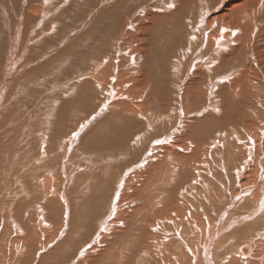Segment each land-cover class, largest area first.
I'll return each mask as SVG.
<instances>
[{
	"label": "rangeland",
	"instance_id": "374dc122",
	"mask_svg": "<svg viewBox=\"0 0 264 264\" xmlns=\"http://www.w3.org/2000/svg\"><path fill=\"white\" fill-rule=\"evenodd\" d=\"M22 1L23 0H8L7 3L6 1L3 2L2 0H0V3L2 2V7L0 6V9H2L4 13L2 14L0 11V98H2L0 99V147H2L0 148V237L1 235H4L3 239L0 241V264H5L6 262H8V253L7 251H5V248L9 250V238H19L21 236L19 232V236L17 235L16 237L15 229L11 230L13 229V227H15V225L12 223V225L10 226L8 218L10 216L13 217L14 219H16L17 223L19 222V220H17L19 218H23V220H25L26 215H21L24 210L26 214H29L27 216V219L31 218L32 222H35L36 218L40 216V213H43L44 215H42L47 218V220L48 216L51 215V221H59V223L62 224L64 231L65 223H68V221L72 217V215H68L70 214L69 212H71L70 209H72L73 211L75 209L73 214V216H75L73 217L74 225H76L75 222H77V227H80V230L77 233L76 228L74 229V234L79 235L74 238L76 241L83 242L87 241V239H90L95 232L99 215L101 217V214L105 212V208L109 209V207L112 205L110 204L109 200L116 195V191H121L122 188V191H124V187L126 190V199H123V201L125 200V202H129L132 204V207H135L138 205L137 202L150 198V204L148 206L150 207L151 205V208H148L149 210L152 209L155 203V194L158 192L157 190L160 188V184H164L165 179L168 177V174L164 172L167 169V164L165 162L158 161L157 164L160 165L155 167V170L152 165H149L156 164V159L150 160V158L152 157L151 155H153V158L157 155V151L153 152V150H159L158 147L162 144L156 143V141L159 140L163 142V140L165 141L167 138L170 139L178 135L181 136L184 133L183 131L186 130L185 126L187 124V143L185 146H183L184 155L181 159V161H184V167L183 169H181L177 165V163L174 162V164H172L168 168L170 172L178 174V177L172 176L171 178H169L171 181H168L169 183H171L177 179V181L173 182L170 186V191L173 192L171 195L175 199V202L172 201L170 204L180 206V210L186 209L185 211H187L188 218L189 215L191 216V218H189V220L191 221V225L194 224L196 218H199L201 216L199 222H208V224L210 225L209 231H212V229L216 227L215 225L219 227L216 231L217 235L219 234L220 227L222 230H226L225 232L219 234V238H215V247L213 245L210 249V252L208 253L209 257L211 255L209 259L213 260V263L214 261H216L217 263L221 264L223 262H221L220 259L224 258L223 264H231V262H233L234 264H244L243 262H240L238 254L241 258H248L251 257L255 251V253L257 252L256 255H261L259 256L261 258L263 256V259H259L258 257V261L257 259L252 257L253 259H248L249 261L247 263L250 262L249 264H255L256 262L258 264H261L264 261V246L262 245L264 243V225L262 224L261 220L260 222L258 221L261 216L257 218L258 222L255 223L254 221L256 220L252 222V220L249 219V216L251 215V212L253 210V207L251 206L252 204H247L239 208L235 207V205L233 204L231 207H229V201L231 200L233 195H237V206L239 204L242 205L243 200H240V195H242L243 190L247 189L250 186H254V184L251 183L250 179H247L243 181L239 187L236 179V184L234 186H227L228 184H230V179H228V174L226 173V169L224 167L226 163L224 162V160L226 161L229 158V154H231L230 149L227 146V144L229 143L228 141H236V143L239 144V153L240 155H242L245 152V143L248 144V147L253 143V139L251 137L253 135H251L250 132L254 130L255 135L261 133L259 136L260 143L262 145V148H264V130L257 131L258 128L256 127L258 125V122H254V118H256L264 125V65H262V63H258V61L261 60L260 56L256 58L252 57L254 53H259L260 55L264 54V41L260 42L262 46L259 45V47L256 46L255 40L250 41L249 54L251 56V62L249 57V59L246 58V55H248V53H244V49L239 46V51L233 54V59L226 58V63L224 64L221 60H219V64L218 60H213L214 62H211L217 69L216 73L218 72L219 74L216 75V78L213 76H210L211 78H208V75L206 76V74L204 75L200 71L199 74L201 75H194L193 79L192 77H188V74L183 69V65L185 66L184 63L187 58L189 65V61H191L190 59H193L194 56L200 57V53H197V45H193L191 47L188 46V42H194V40L190 39L192 35L189 32L190 30L195 31L198 29L200 24L196 20H198V18L201 19L202 14L204 18L206 16V20H209L211 17H213L212 15L215 12H219L221 9V0H212V2L211 0H188V13L186 12V8H183L182 11L175 16V19H173V21L161 20L160 22H158L157 27H154L153 32H148V30H146L147 32H143L145 38H143L144 40L142 39L140 41H136L137 39H135V37L133 36L134 38L132 37L130 40L134 41L135 43L129 41L131 43L127 44L126 46H124L123 44L124 37L127 35L124 34L126 30L125 22L127 24L129 22L130 24L132 21L131 24L135 26L137 24V20L135 21L136 18H141L142 15L147 11H152V5L154 4L155 0H116L110 3H107V1H105V3L103 0H100V2H103L97 6V2L94 1V3H92V11H90V9H84L79 13L77 11V4L79 3L77 2L76 4L75 0H72L73 2L70 1L69 5L67 4V7L63 5L62 7V3H57L55 0H53L51 1L53 2V7L52 5L51 7L49 6V2L48 4H45L46 6H42V12L40 13V15H42L44 19H47L45 20L47 21V24H43V26L40 25L41 27H39L42 29L41 31H52V34H56V36L52 38L48 37V40L45 39L43 46H39L36 51L33 50L34 47L32 46L33 48L30 49L25 55L26 57H18L17 61L11 66L8 63L10 59L8 60L7 57L10 52V47L14 45L15 42H18V38H16L17 36L15 35H17L20 31L26 34L27 30H25V22L23 21H26V18L29 20L30 24L32 23V25L37 22V18L35 16L33 17V15H31V13H29L30 11L28 10H32V8L36 4V6H38L41 0H29V2L25 3L26 5L24 4V1ZM180 2L181 0H175V3H173V6L175 7H173L170 11L174 10L180 4ZM7 4H9L10 6ZM73 7L76 8L74 9ZM62 10H66V12H61V18H59V13ZM204 10L207 12L210 10L212 14H207ZM105 11H108V13L102 15ZM66 13L70 15H67ZM162 14L168 13L162 11ZM3 15H5L6 18ZM29 15L31 16V18L28 17ZM11 16H13L15 20H13ZM21 16L23 22L21 21ZM32 18L34 19V22ZM48 18H50V21H48ZM195 21L197 23L194 25ZM20 22H22L24 25H22V23L20 24ZM63 22H66V24L69 26H65L66 28H63ZM166 22L167 25L164 26V31H169L174 37L173 40H169L164 32H161V24ZM169 22L171 23L168 25ZM19 26H21L22 28ZM262 26L263 25H261V27ZM127 32L130 33V31ZM147 34H149L150 36ZM71 36L74 37L70 38ZM139 36L140 35H138V38ZM187 36L188 40H186ZM27 37L28 41L26 39ZM27 37L25 39L24 37H22V46H24L25 49L27 46L32 45V43L30 44V39L36 38L30 37L28 35ZM14 38L16 39V41L14 40ZM76 38H78V40L75 43ZM197 39L199 40V38ZM55 40L57 42L61 41V48H57L58 44H56ZM173 41H175V43ZM183 41L184 43H182ZM138 42H142L143 44H139ZM72 43L75 44L73 45ZM34 44L36 45L38 43L33 42V45ZM137 47H139L137 50H140L141 52L144 51V53H142V59L148 62L143 60L144 65L139 66V69L135 68L136 73L133 74L134 71L126 61L127 57H131L133 55V49ZM52 48H54V50ZM181 48H184V50H178ZM56 49H58L59 51ZM66 50L67 52H65ZM47 52L48 55L43 58L42 55H44V53L46 54ZM202 52L204 51L202 50ZM182 55L184 57H182ZM240 56L245 58L244 62L248 60L249 63L241 62ZM222 57H225V55H222ZM50 59L56 60L58 62V65L56 62H53L52 69L47 68L45 71H39V66H43L44 63H46ZM101 61L103 64L101 68H98L96 73V71H94L95 67H92V63H98ZM106 61H108V63H106ZM35 62L37 64H35ZM254 62H257L256 65ZM145 63L148 64V66ZM204 63L206 64V66H202L201 68L204 72H206L211 69V67L206 68L208 64L205 61ZM107 64L109 65L108 70L102 69L106 67ZM243 65H246V68L244 69L245 73L244 75H240L239 78H237L241 81V83H239L240 86L236 83L233 84V82L232 84L220 82V80L224 79L229 80L228 82H231L232 79L234 80L233 76L232 78L228 75V72L230 74V68L232 69L236 67V70H238V68L242 69ZM248 65L250 67H247ZM194 66L193 68L195 69ZM1 67L5 68V71L1 70ZM127 68L131 69L128 71H131L130 74H133V78L131 77L129 79L128 76L123 75L125 69ZM146 68L147 70H145ZM119 70H121L122 73L119 72ZM176 70H179V72ZM20 75L22 77H20ZM26 75L29 77H27ZM227 75L229 76V78H227ZM25 76L26 78H24ZM35 76H37V78ZM116 77H120L119 80L123 81L121 91L124 90V87L131 88V97L129 96V99L133 98V100L131 101H137L138 103L143 102L145 104L149 102L146 105L147 111L144 112L146 116L148 115V120H141L143 119L141 118L137 119L136 122H132V128L130 129L131 131L129 129L128 131H126L125 129L127 128H125L122 123V125H120V123L118 124L117 122V125L115 126L119 127L120 129L119 131H117V133L111 134L112 132L110 128L112 124L108 125L107 123L115 120L114 118L112 119V117L107 118V116H103L109 110L108 108L111 107H109L110 103L111 105H113L116 101H119V99L121 100V96L118 97L120 93L116 94L115 91H111L112 85L115 84L114 79H116ZM92 78H97L102 82L104 81V79H106L107 85H100L99 88L96 84L92 83ZM140 78L141 80L144 79V81H141ZM182 78L184 80L186 78L187 81H185V84L188 83L189 79V81L192 82V84H190L191 87L197 85L195 91L196 93L194 92V96H191V94H193L191 93L193 89L191 91L189 85L184 89L185 84ZM169 80L171 81V83ZM136 81L139 82L137 83ZM87 82L90 85V88H85V90L81 92L82 85ZM14 83H16V85ZM131 84L132 86H134V88L130 87ZM182 84L184 85L181 86L180 89H178ZM211 85L214 87L213 89ZM217 85L222 86L218 87ZM243 85L245 86L242 91L243 93L239 90L240 93L238 94L237 98H235L232 94H228L231 92L228 90H232V86L242 87ZM135 86H137V88H135ZM210 87L212 90H214L211 92L212 97H215L214 99L217 100V108H221L218 114H214V112L211 111L212 109L207 107L211 103L214 104V99L212 98L211 100V98L208 97V91L211 90ZM15 89H17L18 91ZM132 89L135 91H132ZM187 90L189 91V93ZM131 91L133 92V94ZM143 91L146 93H144ZM225 91L227 93L224 97L228 99L230 97L235 101L232 102L234 103V106L233 108L230 107V113H228L229 108H227L225 98L223 96L221 97V94L224 95L222 92ZM111 95H113V97ZM191 97H194V99L192 100ZM3 98H6V100L4 101ZM9 98L11 100L8 104L7 102L9 101ZM238 99L241 100L238 101ZM122 101L127 102L126 100ZM178 103L180 104L177 105ZM185 103L188 105V112L184 111L182 113L183 115L181 114L184 121L181 117V121L178 122V111L182 110L181 108L183 107V105H185ZM209 106L211 107L213 105ZM102 111L103 113L102 115H100ZM148 111L150 113H148ZM2 113L4 114L2 115ZM204 117L207 118L204 119ZM242 117L244 118L242 119ZM81 121L83 123H81ZM82 124L86 125V127ZM25 127H27V129ZM103 127H105L104 131L99 132V128ZM123 127L125 129H122ZM231 128L236 130L239 134H235V131H233ZM77 130L79 131L77 132ZM122 130H124L125 132ZM194 131L196 132V134L194 133ZM17 132L18 134H16ZM232 132L234 134H232ZM169 134L172 136H170ZM239 135H242L244 137ZM38 139L39 141H37ZM121 139H126V141H123ZM246 139L248 141H246ZM5 140L10 141L6 146L4 145ZM242 140H245V142H243ZM110 142H113L111 144L114 145L110 146ZM101 143L106 144L100 146ZM42 144H44V147L46 146L43 149L41 148ZM53 144L55 145V147ZM179 144L183 145V141H180ZM248 147L246 149L247 151ZM58 149H60L61 151ZM41 151L45 153V157L41 156ZM21 152L22 154H20ZM64 152L67 153L65 154ZM148 152L149 154H147ZM189 154H191L192 157L189 158ZM263 155L264 153L262 151L258 153V156L263 159L262 161L264 162ZM123 158H125V160L122 161ZM142 160L145 161V165ZM195 160H198L199 163H202V166L198 167L197 165H195ZM232 164L233 163L230 161L227 169H231ZM192 167L193 169L195 167H198V169H202V173L194 172ZM157 172H159L160 174L164 172V174L157 178ZM126 174L127 177L125 179V183H123L122 178ZM148 174L152 176L149 177ZM50 175L51 177L53 176L51 178V181H54V185H52L50 191L45 193L43 198V193L41 194L36 181ZM262 179L264 180V175ZM60 184L63 187H61ZM128 185H130V187H127ZM134 189H137L136 193H132ZM236 189H240L242 190V192L236 194L233 193ZM72 197H76V201H74ZM129 197L132 200H130ZM211 197L213 198L210 199ZM52 198H56L57 203L53 206H49L48 201ZM176 199L178 200V202L176 201ZM133 200L134 202H131ZM218 200L222 201V205H219ZM4 201H6V203ZM11 202H13L14 205H16L15 202L24 203L22 207L18 209V211L15 210V216L14 213L10 214V210L8 208V205ZM253 202L256 203L255 200ZM106 204L108 207L106 206ZM34 207L36 208V210H41L39 214L37 212L38 210L36 211L35 209H33ZM64 207L67 208L68 214L66 210H64ZM161 207L162 206L158 207L159 210H161ZM164 207L165 205L163 206V208ZM227 208L228 210L223 216V219L219 223H217L218 218ZM121 209L119 208L118 211H121ZM77 210H79L80 214ZM158 214L159 212H153L152 215L148 214L150 221L154 217L157 218V216H159ZM78 215H80L82 218H80V216ZM106 217L107 215H104L99 219V221ZM179 222L180 224L186 223L185 220H178L177 223L179 224ZM82 223H84L83 225H85V227H82ZM32 224L35 225L37 223H30L29 225ZM178 227L180 229L181 225H179ZM227 227H229L230 229ZM3 228L5 230H2ZM82 229L85 232L82 233ZM142 229L144 228L142 227ZM191 229V227H188V241H191L193 245H196V238L193 237L194 231L193 229ZM158 230L160 229L158 228ZM9 232L11 233V235L9 234L7 236ZM156 232H152L154 234V238L157 237L156 235H159V233ZM49 233L52 232L49 231ZM133 233L132 236L139 237L138 233ZM146 234L148 238L149 236H151V233H149V235L148 232L144 233V235ZM168 234L169 233H166L164 235L168 238H172L171 240H173V235H171L172 233H170L169 235ZM230 234H234V238H231L232 236H229ZM104 235H106V232ZM123 238L124 236H121V238H119V240L117 241L118 243H115L117 248L114 246L109 250L108 257L114 258H107L110 261L105 260V264H109V262H112V264H119V261H121L122 263L123 259L127 258L128 254L122 253L120 256V260L118 262H116L115 260V256L117 253L116 251L123 249V246H121V244L118 245L121 240H123ZM60 239L62 238L60 237ZM60 239L58 241H60ZM99 239L100 238H98L95 242H98ZM168 241H166V243H168ZM244 244H251V251L246 256L241 255L240 252L238 253V248H240V246ZM176 245L177 244L174 241V246H170L168 250L175 252L174 247ZM52 246H50L49 248H51ZM73 247L69 252L71 255L73 254ZM76 247H79V245H77ZM101 247L102 249H104L106 245H103ZM101 247L99 248L101 249ZM175 248L177 251H179L180 249L177 247ZM49 250L50 249H47V251ZM86 250L88 251V249ZM2 251L6 252L7 254H3ZM96 251L99 252L100 250ZM96 251L92 252L95 254V256H97L101 252L100 251L99 253H97ZM46 252L42 251L41 254H44ZM41 254L34 251L33 255H31L29 259L22 260L21 262L19 261L18 263L33 264L34 262L35 264L37 261V257H39ZM94 254H91L90 258H94ZM80 255L81 254L78 255L77 253L75 257L77 261L80 259L83 260V258L85 257L84 256L82 258V256ZM73 258H71V260L75 262L74 264H76V259L73 260ZM96 258L99 257L97 256ZM134 259L137 260L136 255ZM217 259H219V262L217 261ZM71 260L68 261V264L72 262ZM99 260L101 262V259ZM234 260L237 261L234 262ZM130 263L131 262H126L125 264ZM134 264L137 263L134 262Z\"/></svg>",
	"mask_w": 264,
	"mask_h": 264
},
{
	"label": "bare ground",
	"instance_id": "6f19581e",
	"mask_svg": "<svg viewBox=\"0 0 264 264\" xmlns=\"http://www.w3.org/2000/svg\"><path fill=\"white\" fill-rule=\"evenodd\" d=\"M3 2L4 1H8V0H2ZM24 1V4L26 2H29V0H23ZM22 1V2H23ZM31 1V0H30ZM38 1V0H37ZM53 0H41L39 5L38 6H32V10H28L30 11L29 13H31V15H33V17L35 16L37 18V22H35L33 25L32 23L30 24L29 23V20L26 18V21L23 20L25 23V25L22 23V16H21V21L20 24L22 23V25L25 26V30L26 31V34L30 37H36V38H32L30 39V44L32 43L31 46H27L26 49L24 48V46H22V37H24V39L27 37V35L25 33H22L21 31L15 35L17 36L16 38H18V42L14 43V45H12L10 47V52H9V55H8V60H9V64L12 66V64H14L16 61H17V58H23V57H26L25 55L27 54V52L32 49L33 47V50L36 51V49L39 47V46H43L44 44V40L47 39L48 40V37H54L56 36V34H52V31H48V30H43L41 31L42 29L40 28L41 26H43V24H47L45 20L47 19H44L42 15H40V13L42 12V6L45 5V4H48L49 2V6L53 7V2H51ZM57 3H62L61 6H68L70 1L72 0H55ZM76 1V4L77 2L79 4H77L78 8H77V11L78 13L84 9H90V11H92L93 7H92V3L97 2L96 6L99 5L100 3H102L103 1H107V3H110V2H114L116 0H103L100 2V0H75ZM99 1V2H98ZM125 1V0H123ZM219 1V0H218ZM19 2V1H18ZM21 2V1H20ZM68 2V3H67ZM73 2V1H72ZM154 2V1H153ZM177 2V1H176ZM212 2V0H211ZM2 3V2H1ZM1 3H0V6H1ZM8 3V2H7ZM106 3V2H105ZM173 3H175V0H155L154 4L152 5V11H147L146 13H144L142 15L141 18H136L135 21L137 20V24L134 26L132 25V21L131 23L128 24L125 22V32L124 34H127L125 37H124V40H123V44L124 46H126L127 44H130L131 42L133 43L134 41L130 40L133 36L135 37V39H137L136 41H140L144 38V35H143V32H145L146 30H148V32H153L154 30V27H157V24L158 22H160L161 20H164V21H173V19H175V16L180 13L182 11L183 8H186V12L188 11V0H181L180 4L172 11H170L173 7ZM5 4V3H4ZM14 4V3H12ZM68 4V5H67ZM75 4V3H74ZM73 4V5H74ZM104 4V3H103ZM194 4V3H193ZM211 4V3H210ZM215 4V3H214ZM9 5V4H7ZM20 5V4H19ZM26 5V4H25ZM24 5V6H25ZM176 5V4H175ZM200 5V4H199ZM10 6V5H9ZM12 6V5H11ZM23 6V5H22ZM46 6V5H45ZM44 6V7H45ZM62 6V7H63ZM71 6V5H70ZM75 6V5H74ZM2 7V6H1ZM4 7V6H3ZM114 7V5H113ZM213 7V6H212ZM220 11L219 12H215L209 20L207 19L206 20V16L204 18L203 14H202V18L198 20H196L200 26L198 27L197 30L193 31V30H190L189 33H191V37L190 39L191 40H194L193 43H190L188 42V46H193V45H197L198 47V51L197 53L199 52L200 53V57L198 56H194L193 59H190L191 61H189V65H188V58L186 59L185 61V66L183 65V69L186 71V73L188 74V77H192L194 79V75H198L199 72L201 71V73H203L204 75L206 74V76L208 75V78L210 76H213L216 78V75L218 74V72L216 73L217 69L215 68V66H213V63H211L213 60H218V64H219V60L222 61V63H226V58H230V59H233V54L236 53L237 51H239V46L244 49V53H248V55H246V58H250V62H251V56L249 54V51H250V41L252 40H255L256 42V46L259 47L262 46L260 44V42H263L264 41V0H221L220 2ZM5 8V7H4ZM22 8V7H21ZM46 8V7H45ZM70 8V7H69ZM74 8V7H73ZM76 8V7H75ZM74 8V9H75ZM95 8V7H94ZM203 8V7H202ZM215 8V6H214ZM6 9V8H5ZM24 9V8H23ZM47 9V8H46ZM51 9V8H50ZM144 9V8H143ZM57 10V8H56ZM73 10V9H72ZM115 10V9H114ZM128 10V9H127ZM1 13H3L2 9H0ZM25 11V10H24ZM23 11V12H24ZM49 11V10H48ZM69 11V10H68ZM71 11V10H70ZM140 11V10H139ZM162 11H165L167 12L168 14H162ZM205 11V10H204ZM56 12V11H55ZM61 12L62 13H65L66 10H62L60 11L59 13V18H61ZM73 12V11H72ZM125 12V11H124ZM127 12V11H126ZM135 12V11H134ZM141 12V11H140ZM185 12V13H186ZM196 12V11H194ZM198 12V11H197ZM77 13V12H76ZM74 13V14H76ZM108 13V11H105L102 15ZM130 13V12H129ZM142 13V12H141ZM188 13V12H187ZM205 13L207 14H210V10L207 12L205 11ZM28 14V13H27ZM43 14H44V11H43ZM48 14V13H46ZM45 14V15H46ZM67 14V13H66ZM212 14V13H211ZM210 14V15H211ZM15 15V14H14ZM40 15V16H39ZM64 15V14H63ZM67 15H70V14H67ZM124 15V14H123ZM141 15V14H140ZM2 16V15H1ZM5 18L6 16L3 15ZM53 16V15H52ZM196 16V15H194ZM200 16V14H199ZM13 20H15V18L13 16H11ZM29 18H31V16L29 15L28 16ZM76 17V16H75ZM3 18V17H2ZM17 18V17H16ZM20 18V17H19ZM18 18V19H19ZM128 18V17H127ZM131 18V17H130ZM33 19V18H32ZM196 19V18H195ZM5 20V19H4ZM3 20V21H4ZM19 21V20H17ZM36 21V20H35ZM48 21H50V18H48ZM195 21L194 25L197 23ZM9 22V21H8ZM28 22V23H27ZM33 22H34V19H33ZM71 22V21H70ZM171 22L168 23V25L170 24ZM262 23V24H261ZM4 24V22H3ZM69 24V23H68ZM19 25V24H18ZM41 25V26H40ZM167 25V22L166 23H162L161 26H162V31L161 32H164V34L167 36V38L169 40H173L174 37L173 35L165 30L164 31V26ZM261 25H263L261 27ZM40 26V27H39ZM65 26H69L66 24V22H63L62 23V27L64 28ZM21 27V26H19ZM49 27V26H48ZM55 27V25H54ZM6 28V27H5ZM22 28V27H21ZM66 28V27H65ZM44 29V28H43ZM57 29V28H56ZM61 30V29H60ZM133 30V32H132ZM24 31V30H23ZM124 31V30H123ZM127 31H130L127 32ZM15 32V31H14ZM147 32V31H146ZM235 33V34H233ZM11 34V33H10ZM15 34V33H14ZM121 34V33H120ZM134 34V35H133ZM142 34V35H141ZM51 35V36H49ZM112 35V34H111ZM138 35L139 38H138ZM149 35V34H147ZM146 36V35H145ZM150 36V35H149ZM46 37V38H45ZM74 36H71L70 38H73ZM133 37V38H134ZM56 38V37H55ZM69 38V39H70ZM119 38V37H118ZM199 38V40L197 39ZM27 41H28V37L26 38ZM120 39V38H119ZM145 39V38H144ZM143 39V40H144ZM151 39V38H150ZM11 40V39H10ZM14 40L16 41V39L14 38ZM65 40V39H64ZM78 38L75 39V43L77 42ZM149 40V39H148ZM186 40H188V36L186 38ZM56 41V40H55ZM66 41V40H65ZM131 41V42H129ZM150 41V40H149ZM148 41V42H149ZM33 42H36L38 44H34L33 45ZM60 42L61 41H56V44L57 45V48H61V45H60ZM145 42V41H144ZM175 43V41H173ZM75 43H72L73 45ZM135 43V42H134ZM139 43V42H138ZM141 44H143L142 42H140ZM139 43V44H140ZM150 43V42H149ZM184 43V41L182 42ZM66 44V43H65ZM146 44V43H145ZM144 44V45H145ZM5 45V44H4ZM147 45V44H146ZM151 45V44H150ZM186 45V43H185ZM33 46V47H32ZM45 46H46V41H45ZM50 46V45H49ZM54 46V45H53ZM133 46V44H132ZM252 46V45H251ZM182 47V46H181ZM264 47V45H263ZM139 47L137 48H134L133 49V52H132V56L131 57H127V63L128 65L131 67V69L134 71V73H136L135 71V68L136 69H139V66L141 65H144L143 64V60L142 59V53L140 50H137ZM145 48V47H144ZM54 50V48H52ZM252 49V48H251ZM259 49V48H258ZM262 49V48H261ZM58 50V49H56ZM178 50H181L183 51L184 48H181V49H178ZM202 50L204 52H202ZM52 51V50H51ZM59 51V50H58ZM150 51V50H149ZM252 51V50H251ZM260 51V50H259ZM264 51V50H263ZM32 52V51H31ZM49 52V51H48ZM48 52L44 55H42V57L44 58L45 56L48 55ZM67 52V50L65 51ZM255 52V51H254ZM37 53V52H36ZM43 53V51H42ZM146 53V52H145ZM253 53V52H252ZM149 54V53H148ZM113 55V54H112ZM127 55V54H126ZM172 55V54H171ZM196 55V54H195ZM222 55H225V57H222ZM147 56V55H146ZM260 56V59L261 60H257L258 63H262V65H264V54L260 55L259 53H254L252 55L253 58H256ZM262 56V57H261ZM65 57V56H64ZM182 57H184L182 55ZM16 58V59H14ZM41 58V57H40ZM248 58V59H249ZM252 58V59H253ZM26 59V58H25ZM31 59V58H30ZM36 59V58H35ZM110 59V57H109ZM112 59V58H111ZM150 59V58H149ZM7 60V59H6ZM32 60V59H31ZM170 60V58H169ZM168 60V61H169ZM245 58L241 57L240 56V61L241 62H244ZM33 61V60H32ZM146 61V60H144ZM194 61V62H193ZM207 62L208 66L206 68H209L211 67V69H209L208 71L204 72L202 70V66H206V64L204 63ZM220 61V62H221ZM256 61V60H255ZM19 62V61H18ZM17 62V63H18ZM24 62V61H23ZM37 62H38V59H37ZM40 62V61H39ZM53 62H56L57 65H58V62L56 60H52L50 59L49 61H47L46 63H44L43 66H39V71H45L47 68H50L52 69L53 67ZM148 62V61H146ZM203 62V63H202ZM214 62V61H213ZM20 63V62H19ZM25 63V62H24ZM30 63V62H29ZM106 63H108V61H106ZM110 63V62H109ZM170 63V62H169ZM193 63V64H192ZM244 63H249L248 60H246V62ZM255 63V62H254ZM257 63V62H256ZM255 63V65H256ZM35 64H37L35 62ZM102 61L101 62H93L92 63V67H95V70L96 73H97V70L98 68H101L102 66ZM146 64V63H145ZM251 64V63H250ZM253 64V63H252ZM18 65V64H17ZM22 65V64H21ZM148 66V64H146ZM171 65V64H170ZM195 65V66H194ZM259 65V64H258ZM261 65V66H262ZM14 66V65H13ZM20 66V64H19ZM150 66V65H149ZM172 66V65H171ZM189 66V68H188ZM193 66L195 67V69L193 68ZM218 66H221V65H218ZM10 67V66H9ZM27 67V66H26ZM224 67V66H223ZM247 67H250L249 65ZM257 67V66H256ZM264 67V66H263ZM2 68V67H1ZM12 68V67H11ZM9 68V69H11ZM17 68V67H16ZM109 68V65L107 64L106 67L102 68V69H106L108 70ZM178 68V67H177ZM246 68V65H243L242 66V69L241 68H238V70H236L237 68H230V74L228 72V75L230 77H234V80L232 79L231 82H228L229 80H220V82H226V84L228 83H231L233 82L236 83L237 85L240 86L239 83H241L240 79H237L239 78L240 75H244L245 73V69ZM5 68H2L1 70H4ZM8 69V67H7ZM27 69V68H26ZM36 69V68H35ZM131 69H125L124 71V74L123 75H126L129 77V79L132 77L133 74H130L131 71H128V70H131ZM220 69V68H219ZM248 69H251V68H248ZM20 70V69H19ZM24 70V69H23ZM29 70V69H28ZM147 70V68L145 69ZM172 70H173V67H172ZM189 70V71H188ZM254 70V68H253ZM5 71V70H4ZM11 71V70H10ZM15 71V69H14ZM27 71V70H26ZM49 71V70H48ZM167 71V70H166ZM179 72V70H176ZM221 71V70H219ZM247 71V70H246ZM33 72V71H32ZM119 72L122 73L121 70H119ZM149 72V71H148ZM169 72V71H168ZM232 72V73H231ZM251 72V71H250ZM31 73V71H30ZM35 73V72H34ZM46 73V72H45ZM160 73V72H159ZM3 74V73H2ZM33 74V73H32ZM164 74V72H163ZM167 74V73H166ZM185 74V73H184ZM9 75V74H8ZM16 75V74H14ZM146 75V74H145ZM144 75V76H145ZM149 75V74H148ZM178 75V74H177ZM201 75V74H199ZM219 75V74H218ZM227 75V76H228ZM5 76V75H4ZM24 76V75H23ZM27 76V75H26ZM26 76L24 78H26ZM167 76V75H165ZM223 76H226V75H223ZM229 76L227 78H229ZM13 77V76H12ZM20 77H22L20 75ZM29 77V76H27ZM37 78V76H35ZM34 77V78H35ZM149 77V76H148ZM147 77V78H148ZM161 77V76H160ZM177 77V76H176ZM180 77V76H179ZM187 77V76H186ZM187 77V78H188ZM219 77V76H218ZM232 77V78H233ZM48 78V77H47ZM120 78V77H119ZM118 77H116V79H114V85H112V88H111V91H115V93H120L118 95L121 96V100L119 99V101H116L113 105H111V103L109 104V107L108 108L109 110L107 111L106 114H104L103 117L107 116V118H110L112 117V119L114 118L115 121H111L112 122H108L107 124L110 125L112 124L110 130H111V134H114V133H117V131H119V127L115 126L117 125V122L118 124L120 123V125L123 124V126L127 129H125L124 127L122 129H125L126 131H128V129L130 130L132 128V122H136L137 119H141V120H145L147 121L148 120V115L146 116L145 115V111H147L146 109V105L145 103L140 102L141 103H138L137 101L133 102L131 100H133V98L129 99L131 96L130 94V90L131 88H125L124 87V90L121 91V86H122V83L123 81L122 80H119ZM133 78V77H132ZM146 78V77H144ZM165 78V77H164ZM169 78V77H167ZM166 78V79H167ZM206 78V79H208ZM211 78V77H210ZM9 79V78H8ZM20 79V78H19ZM29 79V78H28ZM183 79V78H182ZM181 79V80H182ZM201 79V78H200ZM2 80V78H1ZM4 80V79H3ZM136 80V78H135ZM139 80V79H138ZM141 80V78H140ZM139 80V81H140ZM144 81V79H142ZM141 80V81H142ZM163 80V79H162ZM165 80V79H164ZM174 80V79H173ZM10 81V80H9ZM134 81V80H133ZM138 81V82H139ZM170 81V80H169ZM184 81V84H185V80L183 79ZM5 82V81H4ZM39 82V81H38ZM129 82V81H127ZM137 82V81H136ZM137 82V83H138ZM213 82V81H212ZM9 83V82H7ZM92 83L93 84H96L97 87H99L100 85H107V82H106V79H104V81H100L98 80L97 78H92ZM133 83V82H132ZM163 83V82H162ZM171 83V81H170ZM16 85V83H14ZM134 84V83H133ZM164 84V83H163ZM184 84L180 85V87L178 89L181 88V86H183ZM192 82L189 81L188 79V83H186L184 85V89L185 87L189 85L190 87V90L193 91L191 93V96H194V92L196 91V88H197V85H194V87H191ZM208 84V83H207ZM218 84V83H217ZM225 84V83H224ZM225 84V85H226ZM5 85V84H4ZM13 85V84H11ZM118 87H116V86ZM145 85V83H144ZM200 85V84H199ZM7 86V85H6ZM138 86V85H137ZM137 86H135V88H137ZM212 86V85H211ZM218 86V85H217ZM219 86H222V85H219ZM218 86V87H219ZM227 86V85H226ZM229 86V85H228ZM8 87V86H7ZM132 88H134V86H131ZM163 87V85H162ZM209 87V86H207ZM217 87V88H218ZM224 87V86H223ZM244 85L242 87H234L232 86V90L229 89L228 91H231L230 93L228 94H232L235 98L238 97V94L240 92L243 91L244 89ZM6 88V87H5ZM86 89H89L90 88V85L87 83L83 84L82 85V89H81V92H83L84 90ZM100 88V87H99ZM139 88V87H138ZM145 88V87H144ZM214 87L212 86V89ZM225 88V87H224ZM227 88V87H226ZM231 88V87H229ZM140 89V88H139ZM138 89V91H139ZM163 89V88H162ZM211 89V87H210ZM209 90L208 91V97L211 98L212 100V92L211 91H214V90ZM4 90V89H3ZM10 90V88H9ZM12 90V88H11ZM14 90V89H13ZM17 90V89H15ZM200 90V89H199ZM240 90V92H239ZM18 91V90H17ZM132 91H135L132 89ZM131 91V92H132ZM171 91V90H170ZM188 91V90H187ZM16 92V91H14ZM48 92V91H47ZM136 92H137V89H136ZM144 92V91H143ZM246 92V91H245ZM10 93V92H9ZM146 93V92H144ZM163 93V92H162ZM189 93V91H188ZM196 93V92H195ZM206 93V91H205ZM219 93V92H218ZM224 95L221 94V97L225 96V94L227 93L226 91L225 92H222ZM243 93V92H242ZM133 94V92H132ZM138 94V93H137ZM140 94V93H139ZM152 94V93H150ZM170 94V93H169ZM46 95V94H45ZM128 97H126V96ZM142 95V94H141ZM219 95V94H218ZM246 95V94H245ZM14 96V95H13ZM36 96V95H35ZM113 97V95H111ZM130 96V97H129ZM242 96V95H240ZM8 97V96H7ZM10 97V96H9ZM12 97V96H11ZM15 97V96H14ZM27 97V96H26ZM30 97V96H29ZM37 97V96H36ZM116 97V96H115ZM142 97V96H141ZM154 97H157V96H154ZM170 97V96H169ZM172 97V96H171ZM190 97V96H189ZM49 98V97H48ZM143 98V97H142ZM188 98V97H187ZM192 100L194 99V97H191ZM204 98V97H203ZM215 98V97H214ZM213 98V99H214ZM225 98V102L227 103V108H229L228 110V113H230V107L233 108L234 106V103L232 102H235L232 98L229 97ZM222 98V99H224ZM2 99V98H0ZM4 99V98H3ZM47 99V98H46ZM109 99V98H108ZM111 99V98H110ZM141 99V98H139ZM173 99V98H172ZM185 99V98H184ZM242 99V98H241ZM240 99V100H241ZM244 99V98H243ZM6 100V98L4 99V101ZM8 100V99H7ZM10 98H9V101L7 102L8 104L10 103ZM122 100H126L127 102L125 101H122ZM136 100V99H135ZM143 100V99H142ZM146 100V99H145ZM148 100V98H147ZM152 100V99H151ZM162 100V99H161ZM233 100V101H232ZM237 100V99H235ZM238 99V101H240ZM245 100V99H244ZM230 101V102H229ZM146 102V101H144ZM156 102V101H155ZM172 102V101H171ZM204 102V101H203ZM224 102V100H223ZM4 103V102H3ZM187 103V102H186ZM185 105H183V107L181 108L182 110L178 111V122L181 121V117H182V113L185 111V112H188V103ZM214 104H209V105H213V106H207L209 108H211L210 110L212 112H214V114H218V112H220L219 108H217V100L214 99ZM245 103V102H244ZM172 104V103H171ZM180 103H178L177 105H179ZM208 104V102H207ZM222 104V102H221ZM226 105V104H225ZM82 106V105H81ZM149 106V105H148ZM194 106V105H193ZM219 106V105H218ZM224 106V105H223ZM239 106V105H238ZM1 107V106H0ZM190 107V106H189ZM236 107V106H235ZM242 107V105H241ZM173 108V107H172ZM103 109V108H102ZM149 109V108H148ZM171 109V108H170ZM3 111V110H2ZM6 111V110H5ZM150 111V110H149ZM148 111V113H150ZM174 111V110H173ZM202 111V110H201ZM205 111V110H204ZM238 111V110H237ZM8 112V111H7ZM6 112V113H7ZM94 112V111H93ZM98 112V111H97ZM196 112V111H195ZM99 113V112H98ZM103 111L101 112L100 115H102ZM223 113V112H221ZM4 113H2L3 115ZM155 114V113H154ZM182 114V115H181ZM203 114V113H202ZM188 115V113H187ZM91 116V115H90ZM171 117V116H170ZM207 117H204V119H206ZM237 118V117H236ZM239 118V117H238ZM244 117H242L243 119ZM252 118V117H251ZM1 119V117H0ZM104 119V118H103ZM164 119V117H163ZM182 120H183V117H182ZM255 120V121H254ZM254 122H258V125L256 128L257 131H262L264 130V125L261 121H258V119L254 118ZM23 121V120H22ZM84 121V120H83ZM90 121V120H89ZM151 121V120H150ZM184 121V120H183ZM204 121V120H203ZM210 121V120H208ZM4 122V121H3ZM153 122V121H152ZM163 122V121H162ZM170 122V121H169ZM230 122V121H229ZM233 122V120H232ZM236 122V121H235ZM234 122V123H235ZM245 122V121H244ZM81 123H83L81 121ZM122 123V124H121ZM171 123V122H170ZM38 124V123H36ZM106 124V125H107ZM150 124V123H149ZM174 124V123H173ZM185 124V123H184ZM210 124V123H209ZM245 124V123H244ZM11 125V124H10ZM22 125V124H21ZM83 125V124H82ZM104 125V123H103ZM183 125V124H182ZM181 125V126H182ZM239 125V124H238ZM86 127V125H83ZM171 126V125H170ZM175 126V125H174ZM179 126V125H178ZM237 126V125H236ZM2 127V126H1ZM82 127V126H80ZM184 127V126H183ZM218 127V126H217ZM15 128V127H14ZM27 129V127H25ZM79 128V127H78ZM104 128H99V132H102L104 131ZM163 128V127H162ZM186 130L183 131L184 133L181 135V136H175L176 137H172L170 139H166L165 141L163 140V142H161L162 144L158 147L159 150H153V152L157 151V155L153 158V155H151L152 157L150 158L151 159H156V164H149V165H152L154 167V170H155V167L159 166L160 164H157L158 161H163L167 164V169L164 171L168 174V177L165 179V183L164 184H160V188L157 190L158 192L155 194V203H154V207L152 209L149 210V208H151V205L150 207L148 206L150 204V201L149 199H145L143 201H139L137 202V206H133L132 207V204L129 203V202H125V200L123 201V199H126L125 196H126V190H125V187H124V191H116V195L110 199V204H112L109 209H106L105 208V212H103L101 214V217H103L104 215H107L106 218H103L99 221V219L101 218L100 215H99V219H98V222L96 224V229H95V232L93 233L92 237L90 239H87V241H83V242H79V241H76L74 237H77L79 235L77 234H74V229L76 228V231L77 233L79 232L80 230V227H77V222L76 225H74V219L73 217V214H74V211L72 209L71 212H69L70 214H68V210L66 207H64V210H66L67 214L68 215H72L71 219L68 221V223L66 222L65 223V233L63 231V227H62V224L59 223V221H51V218L50 216H48V220L47 218H45L41 213H40V216H38L35 220V222L37 224L35 225H29L30 223H35V222H32V219L31 218H28L27 219V216L29 214H26L25 213V210L21 213V215L23 214L26 215V219L23 220V218H19L17 220H19V222L17 223L16 222V219H14L13 217H10L8 218L9 220V223H10V226L12 225V223L15 225V227H13V229L11 230H14L15 229V235L17 237V235L19 236V232H20V237L19 238H9V250L5 248V251L6 252H3L2 253L4 254H7L8 255V262H6L5 260V264H19L18 262L22 261V260H26V259H29L31 257V255H33L34 251L37 252V253H40L42 251H47V249H50L49 251H47L46 253L44 254H41L39 257H37V261L35 264H68V261L71 260V258L76 259V255L78 253L81 254L83 252L82 255V259L78 260L76 259V264H105L104 261L105 260H108L110 261L109 259L107 258H114V257H108L109 254V250L112 248V247H116V242L119 240V238H121V236H124L123 240H121V242L118 244L121 246H123V249L121 250H117L116 252V256H115V260L116 262H118L120 260V256L122 253H127L128 256L127 258H124L122 263L121 261H119L118 263L119 264H125L126 262H131L130 264H134V262H136L137 264H219L217 263L216 261H214L213 263V260H210L209 258V252H210V249L212 248V246L214 245L215 247V238H219V234L225 232L226 230H222L221 227H220V230H219V234L217 235V229L219 228L217 225H215L216 227H214L212 229V231H209L210 229V225L208 224V222L204 223H200V219H201V216L199 218H196L195 219V222L193 225H191V221L189 220V218H191V216L189 215V218H188V214H187V211H185L186 209H182L180 210V206L178 205H171L170 203L173 201L175 202V199L174 197H172V193L170 191V186L172 185L173 182L177 181L174 180L173 182L169 183L168 181H171L169 178H171L172 176H176L178 177V174L176 173H172L168 170V168L174 164V162L177 163V165L183 169L184 167V161H181L182 159V156L184 155V149H183V146L186 145L187 143V140H186V137H188V124L185 126ZM235 128V127H234ZM251 128V127H250ZM3 129V128H2ZM101 129V131H100ZM164 129V128H163ZM179 129V128H178ZM196 129V128H195ZM230 129V128H229ZM233 131H235L234 133L235 134H239L237 133L236 130H234L233 128H231ZM248 129V128H246ZM79 130H77L78 132ZM124 131V130H122ZM131 131V130H130ZM164 131V130H163ZM16 132V131H15ZM125 132V131H124ZM123 132V133H124ZM173 132V131H171ZM175 132V131H174ZM198 132V131H197ZM249 132V131H248ZM252 132V133H251ZM250 134L253 135L251 136L252 139H253V143L251 145H249L248 147V144L245 143L244 147H245V152L240 155V151H239V147L236 143V141H228L229 143L227 144L228 148L230 149V152L231 154H229V158L224 162L225 165V169H226V173L228 174V179H230V184H228L227 186H230V185H235L236 184V179H237V184L238 186L240 187V184L247 180V179H250L251 180V183L254 184V186H250L248 187L247 189L243 190V193L242 195H240V200H243V204H239L237 206V195L234 196L231 198V200L229 201V207H231L233 204L235 205V207L239 208V207H242L244 205H249V204H252L251 206L253 207V210L251 212V215L249 216L252 220V222L254 220V223L255 222H260V220L262 221V224L264 225V180L262 179L263 175H264V162L262 161L263 159H261L259 156H258V153L259 152H263L264 153V148H262V145L260 143V134L258 135H255V130L254 131H251ZM37 133V131H36ZM164 133V132H163ZM194 133L196 134V132L194 131ZM232 132V134H234ZM259 133V132H258ZM18 134V132L16 133ZM24 134V133H22ZM58 134V133H57ZM61 134V133H60ZM103 134V133H102ZM166 134V133H165ZM194 134V135H195ZM247 134V133H246ZM245 134V135H246ZM14 135V134H13ZM59 135V134H58ZM67 135V134H66ZM170 135V134H169ZM203 135V134H202ZM231 135V134H229ZM243 135V134H242ZM242 135H239V136H242ZM255 135V137H254ZM8 136V135H7ZM24 136V135H22ZM69 136V135H68ZM72 136V135H71ZM104 136V135H102ZM172 136V135H170ZM200 136V135H199ZM249 136V135H247ZM5 137V136H4ZM45 137V136H44ZM244 137V136H242ZM31 138V137H30ZM75 138V137H74ZM124 138V137H123ZM15 139V138H14ZM26 139V138H25ZM40 139V138H39ZM39 139L37 141H39ZM43 139V138H42ZM241 139V138H240ZM247 139H250V138H247ZM246 139V141H248ZM1 140V139H0ZM77 140V139H76ZM120 140V139H119ZM123 141H126V139H121ZM180 141H183V145H180ZM243 141V140H242ZM10 141L8 140H5L4 141V145H8L7 143H9ZM15 142V141H14ZM24 142V140H23ZM31 142V141H30ZM34 142V141H32ZM46 142V141H45ZM245 142V140L243 141ZM16 143V142H15ZM22 143V142H21ZM88 143V142H86ZM85 143V144H86ZM113 142H110L109 145H114V144H111ZM115 143V142H114ZM27 144V143H26ZM25 144V145H26ZM31 144V143H30ZM106 144V143H104ZM103 143L100 144L101 145H104ZM46 145V144H45ZM54 145V144H53ZM52 145V146H53ZM91 145V144H90ZM189 145V144H188ZM41 146V145H40ZM27 147V146H26ZM46 147V146H45ZM44 147V144H42V149L45 148ZM55 147V145H54ZM107 147V146H106ZM248 147V151L246 150ZM2 148V147H0ZM22 148V147H21ZM53 148V147H52ZM58 148V147H57ZM60 148V147H59ZM157 148V149H158ZM243 148V147H242ZM241 148V149H242ZM10 149V148H9ZM8 149V150H9ZM26 149V148H25ZM41 149V150H42ZM56 149V148H55ZM61 149V148H60ZM58 149V150H60ZM2 150V149H1ZM5 150V149H4ZM3 150V151H4ZM13 150V149H12ZM11 150V151H12ZM50 150V149H49ZM66 150V149H65ZM226 150V149H225ZM14 151V150H13ZM12 151V152H13ZM44 151V150H43ZM41 151V156L42 157H45L44 156V152ZM53 151V150H52ZM61 151V150H60ZM19 152V151H18ZM215 152V151H213ZM228 152V151H227ZM61 153V152H60ZM65 153V152H64ZM67 153V152H66ZM65 153V154H66ZM208 153V152H207ZM229 153V152H228ZM2 154V153H1ZM22 154V152L20 153ZM149 154V152L147 153ZM32 155V153H31ZM6 156V155H5ZM64 156V155H63ZM124 156V155H123ZM122 156V157H123ZM264 156V155H263ZM19 157V156H18ZM146 157V156H145ZM189 158L192 157L191 154H189L188 156ZM5 158V157H4ZM17 158V157H16ZM118 159V158H117ZM145 159V158H144ZM109 160V159H108ZM119 160V159H118ZM125 160V158L122 159V161ZM149 160V161H150ZM21 161V160H20ZM26 161V160H25ZM39 161V160H38ZM112 161V160H111ZM232 162V167L231 169H227L228 168V164L229 162ZM13 162V161H12ZM17 162V161H16ZM103 162V161H102ZM142 162L144 163L145 165V161L142 160ZM20 163V162H19ZM85 163V162H84ZM124 164V163H123ZM141 164V163H140ZM204 164V163H203ZM41 165V164H40ZM195 165H197L198 167H201L202 166V163H199L198 160H195ZM135 166V165H134ZM143 166V165H142ZM14 167V166H13ZM25 167V166H23ZM198 167L194 168L192 167V169L194 170V172H198V173H202V169H198ZM42 168V167H41ZM159 168V167H158ZM163 168V167H162ZM221 168V167H220ZM235 168V170H234ZM79 169V167H78ZM135 169V168H134ZM138 169V168H137ZM48 170V169H47ZM88 170V169H87ZM247 170V171H246ZM11 171V170H10ZM64 171V170H63ZM122 172V171H121ZM164 172H162L161 174L159 172H157V178L162 176L164 174ZM234 172V173H233ZM233 173V174H232ZM182 174V173H181ZM149 175V174H148ZM152 176V175H149V177ZM182 176V175H181ZM227 176V175H226ZM235 176V177H234ZM47 177V178H45ZM43 179H38L36 181V183L38 184V187L40 189V192L42 194V197L45 195V193H47L48 191H50L53 182L51 181V175L50 176H45ZM71 177V176H70ZM127 177V174L124 175V177L122 178V182L125 183V179ZM138 177V176H137ZM136 177V178H137ZM142 178V177H141ZM66 179V178H65ZM148 179V178H147ZM143 182V181H142ZM145 182V181H144ZM147 182V181H146ZM63 183V182H62ZM127 183V182H126ZM137 183V182H136ZM158 183V182H157ZM64 184V183H63ZM129 184V183H128ZM151 184V183H150ZM159 184V183H158ZM139 185H140V182H139ZM61 187H63L61 184H60ZM126 186V185H124ZM120 187H121V184H120ZM127 187H130V185H128ZM148 187V186H147ZM173 187V186H172ZM253 187V188H252ZM23 188V187H22ZM174 188V187H173ZM63 189V188H62ZM119 189V188H118ZM14 190V188H13ZM75 190V189H74ZM136 190L137 189H134L132 193H136ZM154 190V189H153ZM174 190V189H173ZM5 191V190H4ZM17 191V190H16ZM78 191V190H77ZM155 191V190H154ZM181 191V190H180ZM1 192H2V189H1ZM7 192V191H6ZM5 192V193H6ZM10 192V190H9ZM239 192H242V190L240 189H236L233 193H239ZM24 193V192H23ZM139 193V191H138ZM152 193V192H151ZM2 194V193H1ZM12 194V192H11ZM154 194V193H153ZM9 195V193H8ZM14 195V194H13ZM110 195V193H109ZM121 195V196H120ZM11 196V195H10ZM15 196V195H14ZM133 196V195H132ZM143 196V195H142ZM150 197V196H148ZM242 197V198H241ZM2 198V197H1ZM44 198V197H43ZM74 199V201H76V197H72ZM130 198V197H129ZM138 198V197H136ZM141 198V197H140ZM213 197H211L210 199H212ZM143 199V198H142ZM153 199V200H154ZM19 200V199H18ZM120 200V202H119ZM130 200H132L130 198ZM129 200V201H130ZM250 200V201H249ZM256 201V203H254L253 201ZM17 201V200H16ZM176 201L178 202V200L176 199ZM219 201V200H218ZM249 201V202H248ZM6 203V201H4ZM131 202H134L131 201ZM152 202V201H151ZM57 203V200L56 198H52L48 201V205L49 206H53L54 204ZM219 205H222V201H219L218 202ZM16 205H14L13 202L9 203V210H10V214L14 213V216H15V210L18 211V209H20V207H22V205L24 204L23 202L22 203H16ZM153 204V203H152ZM175 204V203H174ZM165 205V207L163 208V206ZM107 206V204H106ZM159 206H162L161 207V210H159ZM100 207V206H99ZM108 207V206H107ZM149 207V208H148ZM78 208V207H77ZM121 209V211H118V209ZM158 208V209H157ZM33 209L36 210V208L34 207ZM81 209V208H79ZM101 209V208H100ZM38 210V209H37ZM36 210V211H37ZM149 210V211H148ZM228 208L225 209V211L220 215V217L218 218V221L217 223H219L222 219H223V216L225 215V213L227 212ZM41 210L39 209L37 212L39 214ZM55 211V210H54ZM73 211V212H72ZM78 213L80 214L79 210H77ZM9 212V211H8ZM35 212V211H34ZM58 212V211H57ZM153 212H159V216L154 217L152 218V220L150 221L149 217H148V214H151ZM53 213V212H52ZM63 213V212H62ZM64 214V213H63ZM100 214V213H99ZM8 215V214H7ZM77 215V214H76ZM259 215V216H258ZM17 216V215H16ZM57 216V215H56ZM80 216V215H78ZM261 216V218L258 220L257 218H259ZM54 217V216H53ZM252 217V218H251ZM56 218V217H55ZM65 218V217H64ZM69 218V217H67ZM80 218H82L80 216ZM63 219V218H61ZM55 220V219H53ZM178 220H185L186 223L185 224H179L177 223ZM258 220V221H257ZM76 221V220H75ZM97 221V220H96ZM95 221V222H96ZM150 221V222H149ZM81 222V221H80ZM248 222V221H247ZM250 222V221H249ZM51 223H52V226H51ZM62 223V222H61ZM176 225H175V224ZM222 223V222H221ZM84 223H82V227L85 225H83ZM86 224V223H85ZM253 224V223H252ZM7 225V224H6ZM179 225H181V228L179 229ZM51 226V227H49ZM191 227L193 229V237L196 238V245H193L191 243V241H188V227ZM142 227L144 229H142ZM158 228L160 230H158ZM229 228V227H227ZM191 229V230H192ZM230 229V228H229ZM2 230H5L4 228ZM18 231V232H17ZM49 231H51L52 233H49ZM110 231V232H109ZM158 232L159 235H156L157 237L154 238V234L152 232ZM8 232V231H7ZM13 232V231H12ZM64 235H63V233ZM85 232L83 229H82V233ZM97 232V233H96ZM106 232V235H104ZM109 232V234H108ZM135 232V233H138V236L139 237H134L132 236V233ZM148 232V235L149 233H151V236H149V238L147 237V234L144 235V233H147ZM156 232V233H157ZM25 233V234H24ZM87 233V232H86ZM92 233V232H90ZM133 233V234H135ZM161 233H172L171 235H173V240H171L172 238H168L167 236H165L164 234H161ZM11 235V233L9 232L7 234L8 235ZM95 234V235H94ZM168 234V235H169ZM83 235V234H82ZM144 235V236H143ZM238 235V234H237ZM161 236V237H159ZM229 236H232L231 238H234V234H230ZM4 235H1L0 237V241L3 239ZM10 237V236H9ZM60 237L62 239H60ZM147 237V238H146ZM264 237V236H263ZM93 238V239H92ZM99 239L98 242H95L97 241V239ZM60 239V241H58ZM92 239V240H91ZM169 240V241H168ZM55 241V243H54ZM109 241V242H108ZM166 241H168V243H166ZM174 241L176 242V246L177 248H180L179 251L176 250V248L174 247V251H171V250H168V248L170 246H174ZM95 242V243H94ZM220 242V241H219ZM264 242V241H263ZM54 243V244H53ZM93 243V244H92ZM118 243V242H117ZM260 244V242H259ZM258 244V245H259ZM53 245V246H52ZM77 245H79V247H76ZM103 245H106V247L104 249H102L101 246ZM264 246V243L262 244ZM50 246H52L51 248H49ZM74 246V247H73ZM74 248L73 250V254L71 255L69 252L71 250V248ZM101 247V249L99 248ZM117 248V247H116ZM242 251H240L241 249ZM240 248H238V253L240 252L241 255H248L249 252L251 251V244H244L242 246H240ZM88 249V251L86 250ZM96 250H100L99 252L96 251ZM114 250V249H112ZM257 250V248H256ZM96 251L97 253H99L97 256L99 258H96L97 256H95L94 252ZM237 253V254H238ZM257 253V252H256ZM254 251V254L251 256V257H248V258H241L238 254V258L240 259V262L244 263V264H249L247 263L249 260L248 259H257L259 261V259L261 257V255L257 256ZM91 254H94V258H90V255ZM134 254V255H132ZM215 254V252H214ZM71 255V256H70ZM112 255V253H111ZM110 255V256H111ZM135 255L137 257V260H135ZM217 255V254H216ZM215 255V256H216ZM235 255V254H234ZM233 255V256H234ZM264 255V254H263ZM6 256V255H5ZM114 256V255H113ZM125 256V255H124ZM223 256V255H222ZM237 256V255H236ZM71 257V258H70ZM225 257V256H224ZM253 257V258H252ZM259 257V259H258ZM79 258V257H77ZM237 258V257H236ZM101 259V262L100 260ZM263 259V256L262 258ZM221 262L224 263V258L223 259H220ZM72 261V260H71ZM187 261V262H186ZM217 261L219 262V259H217ZM237 260H234V262H236ZM75 262H71L69 264H74ZM221 263V264H223ZM229 263V262H228ZM34 264V262H33ZM109 264H112V262ZM114 264V263H113ZM227 264V263H226ZM231 264H234L233 262H231ZM254 264V263H252ZM255 264H258L255 262ZM261 264H264V261L261 263Z\"/></svg>",
	"mask_w": 264,
	"mask_h": 264
},
{
	"label": "snow or ice",
	"instance_id": "6c2138e0",
	"mask_svg": "<svg viewBox=\"0 0 264 264\" xmlns=\"http://www.w3.org/2000/svg\"><path fill=\"white\" fill-rule=\"evenodd\" d=\"M233 34H235V33H233ZM74 135H75V134H74ZM156 143H161V141L157 140ZM82 254H83V252L81 253V255H82Z\"/></svg>",
	"mask_w": 264,
	"mask_h": 264
},
{
	"label": "water",
	"instance_id": "95a60500",
	"mask_svg": "<svg viewBox=\"0 0 264 264\" xmlns=\"http://www.w3.org/2000/svg\"><path fill=\"white\" fill-rule=\"evenodd\" d=\"M241 251H242V249H241Z\"/></svg>",
	"mask_w": 264,
	"mask_h": 264
}]
</instances>
